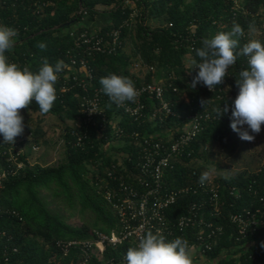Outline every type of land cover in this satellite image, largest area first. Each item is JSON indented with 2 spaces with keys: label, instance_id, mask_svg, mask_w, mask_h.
Listing matches in <instances>:
<instances>
[{
  "label": "trees",
  "instance_id": "16d2710c",
  "mask_svg": "<svg viewBox=\"0 0 264 264\" xmlns=\"http://www.w3.org/2000/svg\"><path fill=\"white\" fill-rule=\"evenodd\" d=\"M98 16L105 20L98 22ZM234 23L245 33L239 39L237 53L255 31L263 33L259 41L264 43V0H242L240 5L236 0H0V25L18 33L15 46L5 53L9 62L30 66L33 72L44 58L53 66L57 61L66 65L58 74L52 109L41 114L33 101L21 111L23 135L16 137L13 144L3 143L0 136V264H80V247H70L66 255L60 245L96 242L97 232L111 235L119 230L120 220L108 194L117 200L131 190L139 194L152 192L154 185L146 187L137 182L143 176L144 152L140 145L144 139L170 145V131L180 132L191 117L200 120L202 130L172 162L173 168L165 172L160 194L185 187L192 191L167 211L169 229L165 239H186L190 250L206 259L205 264L264 262V225L241 236L232 221L233 215L249 211L264 214V165L258 171L247 169L214 179L219 192L217 203L211 201L209 188L199 187L202 167L195 165L215 144L230 154L237 151L239 144L238 134L230 127L231 110L218 118L215 110L234 102L238 94L235 79L248 68L247 58L238 55L224 82L212 91L202 84L191 89L196 72L188 73L189 60H198L193 49L219 32H230ZM115 31L121 33V45L115 52L91 51L96 39L107 44ZM83 35L92 40L90 44L84 43ZM128 39L134 44L130 52L126 51ZM41 42L46 43V50L37 47ZM82 60L92 69L91 78L72 66L73 61L79 66ZM136 64L147 69L145 77L133 73ZM109 74L131 79L136 89L144 85L161 87L162 101L171 114L163 109L160 99L145 93L141 96L143 117L135 120L102 91L99 81ZM96 93H100L103 114L86 122L83 97ZM202 101L208 102L204 105ZM30 112L42 118L35 124ZM46 117L56 118L63 126L65 158L58 166L30 164L32 150L19 154L15 150H21L28 135L35 147L42 141L48 143L49 133L41 128ZM71 122L76 126L72 127ZM112 142L119 144L112 150L125 155L121 160L106 154L105 147ZM44 192L68 210L79 207L83 214L90 213L91 220L81 227L69 224L68 217L50 208ZM192 211L206 225L181 231L179 220ZM213 231L216 236L211 235ZM135 246L137 243L130 241L117 246L106 244L101 258L94 254L90 263L125 261L127 250Z\"/></svg>",
  "mask_w": 264,
  "mask_h": 264
},
{
  "label": "clouds",
  "instance_id": "9594fccd",
  "mask_svg": "<svg viewBox=\"0 0 264 264\" xmlns=\"http://www.w3.org/2000/svg\"><path fill=\"white\" fill-rule=\"evenodd\" d=\"M244 34V29L234 23L230 32H219L204 39L201 47L193 49L198 60H189L188 73L196 72L189 87L195 89L202 84L212 91L224 82L237 56H245L248 68L241 70L235 79L238 94L234 102L230 106L224 103L223 108L220 106L215 111L218 118L231 110L232 131L242 141L253 142L264 126V43L249 40L237 53L239 39ZM17 35L15 29L0 25V136L6 144H13L16 137L23 135L25 124L21 111L28 109L33 101L41 114L52 109L57 98L58 74L66 67L63 61H57L53 66L44 58L40 68L33 72L30 66L21 67L9 62L5 53L15 46ZM37 47L43 51L47 45L41 42ZM99 83L104 94L117 105L135 102L139 94L134 82L125 76L109 74ZM206 102L202 101V104ZM213 171L209 167L201 173L198 183L203 186L212 178ZM190 252L186 239L177 237L167 241L163 235L148 230L140 236L137 246L127 250L125 261L126 264H193Z\"/></svg>",
  "mask_w": 264,
  "mask_h": 264
},
{
  "label": "built area",
  "instance_id": "2783aa9c",
  "mask_svg": "<svg viewBox=\"0 0 264 264\" xmlns=\"http://www.w3.org/2000/svg\"><path fill=\"white\" fill-rule=\"evenodd\" d=\"M120 31H115L112 34V39L109 43L104 44L103 39H96L91 51L99 53H112L117 50L121 45ZM84 38L85 44H90L91 39ZM73 67H78L82 73L88 77H92V69L88 66L85 60H82L78 66L76 61L72 62ZM153 70V69H152ZM77 79V75L74 80ZM138 96L134 102V105H127L125 103L121 106L129 113L135 120H139L143 117L144 105L141 102V96L145 93L149 95H155L157 99L162 101L163 89L156 85H144L141 89H137ZM163 109L171 114L168 105L162 101ZM82 111L85 116L86 122H91L97 116H102L103 107L101 102L100 93H96L94 96L83 97ZM202 130L201 122L198 118H189V123L180 132L172 133L169 140L170 145H163L160 142H154L152 139H144L143 144L140 145L144 152L143 163L141 166L142 177L137 179V182L141 186L154 185V189L151 192L139 194L136 190H131L129 195L125 197H118L117 200L112 198L111 193L108 194V201L113 205L119 220L120 228L117 231L112 232L111 235H106L97 232L96 242H78L74 241L67 245H60L62 250L67 255L70 247H80L82 251L83 260L80 264H91L92 256L95 254L97 258H101L104 252L105 245L117 246L126 241L133 243L139 242L141 235L145 234L148 230H155L164 236L168 231L169 225L167 221V211L176 205L179 198L192 191L191 188L185 187L179 191H172L165 194H160L161 181L165 175V172L173 168V163L177 160V156L181 154L193 141L198 133ZM203 190L210 189L211 201L217 203L219 200L218 186L214 184V180H209L207 185L199 186ZM127 190V188H125ZM196 192V191H195ZM216 211H218V208ZM232 221L237 225L239 235L245 236L247 232L257 226L264 225V214L260 211L253 213L251 211L244 214H236L232 216ZM196 225H206L203 220H200L198 214L191 212L187 216L182 217L179 220V228L181 231ZM210 227V226H209ZM216 230L220 231L219 228ZM211 235L216 236V231H213ZM208 236L209 239L212 236ZM206 249L211 251L212 247L207 245ZM117 264H126V261L119 262ZM254 264H264V262L257 261Z\"/></svg>",
  "mask_w": 264,
  "mask_h": 264
},
{
  "label": "rangeland",
  "instance_id": "374dc122",
  "mask_svg": "<svg viewBox=\"0 0 264 264\" xmlns=\"http://www.w3.org/2000/svg\"><path fill=\"white\" fill-rule=\"evenodd\" d=\"M236 2L238 5H240L242 0H236ZM104 10H106V8H101V11ZM97 18L98 22H103L105 20V18L102 16H98ZM156 27L157 26L153 25L152 28ZM262 37L263 33L261 31H255L251 37V40H261ZM133 48L134 44L130 39H128L126 51L130 52ZM133 73L139 77H145L147 74V69L141 64H136L133 67ZM29 116L32 120H34L35 124L42 118V115L31 112L29 113ZM69 124L72 127L76 126V124L73 122ZM244 127L246 128L247 126ZM41 128H44V130L48 131L49 133L47 144L42 141V145L35 147V144L30 142L28 135L25 136V141L20 148L21 150H19V148H15V150L18 154L20 152L28 153L30 150H32L28 158L30 164L58 166L64 161L65 158L64 143L62 140L63 126L57 121L56 118L46 117L44 118V122L41 124ZM175 132H177V130L173 129L170 131L171 134ZM250 134L252 133L250 132ZM238 139L239 144L237 151H235L233 154L222 152L221 146L215 144L209 147L204 160H198L195 165L202 167L201 173L209 169V167L214 169L212 178L210 180H214L216 178H228L237 172L247 169L258 171L264 165V126H262L261 132L258 135H255V140L253 142L242 141L239 138V135ZM118 147L119 144L117 142H112L110 145L105 147V152L106 154L112 155L121 160L125 155L112 150ZM119 164H122V162L120 161ZM2 176L3 174H0V177ZM44 195L51 205L50 208L53 211L68 217L69 224L81 227L86 221L91 220L90 213L86 212L83 214L81 208L77 207L74 210H68L65 205L56 202L52 195L45 192ZM190 254L192 258L195 259L196 264L207 263L206 259H204L202 256L199 257V254H197L196 251H191Z\"/></svg>",
  "mask_w": 264,
  "mask_h": 264
},
{
  "label": "water",
  "instance_id": "95a60500",
  "mask_svg": "<svg viewBox=\"0 0 264 264\" xmlns=\"http://www.w3.org/2000/svg\"><path fill=\"white\" fill-rule=\"evenodd\" d=\"M68 25V24H67ZM66 26V25H65ZM64 26H60V27H58V28H60V29H62Z\"/></svg>",
  "mask_w": 264,
  "mask_h": 264
}]
</instances>
